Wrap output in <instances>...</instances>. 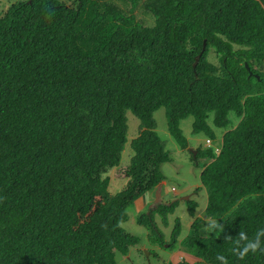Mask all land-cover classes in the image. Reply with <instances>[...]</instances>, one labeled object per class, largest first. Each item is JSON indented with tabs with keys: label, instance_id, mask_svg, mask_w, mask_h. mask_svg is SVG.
Masks as SVG:
<instances>
[{
	"label": "trees",
	"instance_id": "1",
	"mask_svg": "<svg viewBox=\"0 0 264 264\" xmlns=\"http://www.w3.org/2000/svg\"><path fill=\"white\" fill-rule=\"evenodd\" d=\"M67 1H21L0 17V264H118L138 247L122 225L165 180L161 108L183 150L188 117L192 134L221 136L189 152L206 158L209 221L196 201L156 203L136 218L147 246L179 242L193 264H264V0H155L151 27L135 19L140 0H122L128 14ZM113 170L127 181L115 194ZM180 202L194 219L182 240L175 219L167 241L158 222L170 227Z\"/></svg>",
	"mask_w": 264,
	"mask_h": 264
},
{
	"label": "rangeland",
	"instance_id": "2",
	"mask_svg": "<svg viewBox=\"0 0 264 264\" xmlns=\"http://www.w3.org/2000/svg\"><path fill=\"white\" fill-rule=\"evenodd\" d=\"M21 1L26 0H0V17L6 13L11 5ZM99 1L114 5L127 14L129 12V5L122 0ZM152 1L155 0H140L137 8L134 9L133 14L135 19L141 26L151 27L154 24V18L147 10L148 3ZM71 2L72 0H68L67 4H70ZM209 60L212 63L214 61L215 64H218V60L213 55L212 51L209 53ZM153 116L157 126L155 131L159 136L160 141L163 143L165 150L169 152L171 162L163 164L160 168L161 173L165 178L162 187L155 188L151 192H148L147 195L135 201L131 208L128 209V221L124 223L122 227L131 235L140 238V244L137 245L138 247H133L127 257H117L116 260L118 264H177L180 260H186L187 264H193V261L182 251L179 242L173 245L171 249L168 246L165 248L148 247L146 244L147 242L144 240V232L146 231L144 228L136 224V218L141 213H146L149 208L156 203L168 202L181 197V200L196 201L198 207L195 210V218H201L208 222L209 220L203 215L207 201L206 193L202 188L200 181L201 170L204 165L207 164L206 158L200 159L197 163H194L189 152L198 147H201L204 150L207 149L208 146H213L214 144L217 146L221 133L215 130L217 134L215 141H212V143L208 142L205 140L204 134H192L193 118L188 117L179 123L182 134L188 142V148L183 150L168 132L165 108L159 109ZM237 122L238 120H234L232 127L235 126ZM127 125V140L128 138L130 140L137 136L139 125L138 120L131 113L127 114ZM129 144L130 143L127 141L124 151L122 152L120 164L123 166L129 163V159H126V157L132 155ZM109 175L110 184L108 191L111 194L118 193L121 189L125 188L124 183L126 184L127 181L117 179L114 176V170L111 171ZM177 218L180 220L181 224V235L178 240H182L186 236L194 219L188 216L186 208L183 206V203L180 202L179 207H177L175 212L168 216L170 227H164L160 221L158 222L167 241H169L170 238V232L174 224L173 221Z\"/></svg>",
	"mask_w": 264,
	"mask_h": 264
},
{
	"label": "water",
	"instance_id": "3",
	"mask_svg": "<svg viewBox=\"0 0 264 264\" xmlns=\"http://www.w3.org/2000/svg\"><path fill=\"white\" fill-rule=\"evenodd\" d=\"M205 42H203V46H204ZM147 255V254H146Z\"/></svg>",
	"mask_w": 264,
	"mask_h": 264
}]
</instances>
